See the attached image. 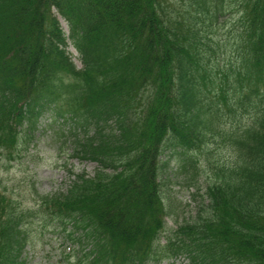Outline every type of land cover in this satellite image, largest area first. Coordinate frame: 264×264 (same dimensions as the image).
Instances as JSON below:
<instances>
[{
    "label": "trees",
    "instance_id": "trees-1",
    "mask_svg": "<svg viewBox=\"0 0 264 264\" xmlns=\"http://www.w3.org/2000/svg\"><path fill=\"white\" fill-rule=\"evenodd\" d=\"M47 113L97 167L30 210L0 191V264H24L38 214L78 249L71 264H264V0H0V154ZM210 143L222 175L168 227L165 180L196 185Z\"/></svg>",
    "mask_w": 264,
    "mask_h": 264
},
{
    "label": "rangeland",
    "instance_id": "rangeland-1",
    "mask_svg": "<svg viewBox=\"0 0 264 264\" xmlns=\"http://www.w3.org/2000/svg\"><path fill=\"white\" fill-rule=\"evenodd\" d=\"M60 21L63 31L69 35L68 23L62 18ZM68 51L76 65L81 67L80 54L72 42ZM60 122L47 113L40 119V127L30 143L21 133V143L12 155L0 154V191L12 199L16 211L37 207L40 195L64 192L72 180L70 171L84 170L91 174L97 167L92 161L71 156L70 141L57 134L62 127ZM195 155L201 167L192 172L191 180L196 183L192 189H188L184 173L178 177L171 174L172 177L165 180L167 186L163 189L162 197L168 212V227L176 228L178 224L175 222L192 219L198 212H203L202 207L207 203L204 199L208 181L219 180L222 171L215 173L214 168H218L229 154L224 145L210 143ZM24 223L28 232L22 255L24 264H71L67 254L71 251L73 255L78 249L65 237L58 221L38 214L25 218ZM159 264H188V259L179 258L174 262L164 260Z\"/></svg>",
    "mask_w": 264,
    "mask_h": 264
}]
</instances>
